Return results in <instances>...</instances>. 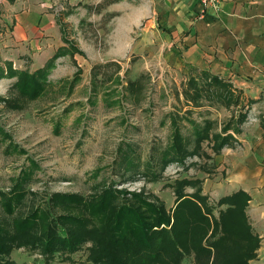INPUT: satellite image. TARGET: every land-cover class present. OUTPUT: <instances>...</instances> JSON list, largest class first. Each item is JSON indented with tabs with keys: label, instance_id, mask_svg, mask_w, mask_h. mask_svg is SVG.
<instances>
[{
	"label": "rangeland",
	"instance_id": "obj_1",
	"mask_svg": "<svg viewBox=\"0 0 264 264\" xmlns=\"http://www.w3.org/2000/svg\"><path fill=\"white\" fill-rule=\"evenodd\" d=\"M158 4L159 0H0L3 99L20 97L17 75H8L11 66L32 72L44 61L41 52L26 58L25 48L15 44L21 25L17 16L36 15L37 33L45 32L46 42L37 50L52 55L48 62L59 49L65 50L48 66L47 84L37 99H25L21 108H12L0 98V190L8 192L17 178L30 175L23 183V201L7 216L9 223L39 205L56 215L60 208L54 209L49 198L55 192L87 197L111 186L130 204L133 194H139L162 201L167 210L176 204L181 181H190L181 191L194 199L202 189L207 207H215L230 192L231 165L215 163L216 156L239 142L256 103L233 84L238 101L225 103L230 89L212 85L207 75L182 61V49L170 50L168 29L158 17L164 9ZM47 16L52 20L48 30L41 25ZM241 113L247 114L244 121ZM222 134L234 138L219 149L215 139ZM3 208L0 200V214L6 216ZM215 208L218 218L225 205ZM89 245L71 255L58 253L55 259L31 247L15 250L19 258V253L31 256L34 264H86ZM191 261L190 256L184 264Z\"/></svg>",
	"mask_w": 264,
	"mask_h": 264
},
{
	"label": "trees",
	"instance_id": "obj_2",
	"mask_svg": "<svg viewBox=\"0 0 264 264\" xmlns=\"http://www.w3.org/2000/svg\"><path fill=\"white\" fill-rule=\"evenodd\" d=\"M59 50L48 65L36 72L15 70L10 65L8 75H17L15 86L20 97L6 100L0 96L7 106L21 108L23 100L40 96L47 84L48 66L65 54L64 49ZM203 74L212 85L230 89L225 103L238 101L232 83L220 75ZM242 114L239 117L244 121L247 114ZM179 136L175 132L178 148ZM232 138V134L217 135L215 144L220 149ZM25 174L15 180L10 191L0 190L2 214H7H0V264H19L11 257L16 248L31 247L55 259L58 253L71 255L87 242L91 244L87 257L94 264H184L190 256V264H249L258 256L261 238L249 221L250 194L243 190L218 199L216 206L225 205L218 218L214 217L216 206H206L208 196L201 194L202 189L197 199L182 193L181 188L189 180L179 183L176 204L170 210L162 201L157 200V204L139 194H133L134 203L130 204V199L111 186L87 197L76 192H55L49 198L54 209L60 208L56 215L39 205L26 217H16L9 223L7 216L14 215L25 196L23 183L30 176Z\"/></svg>",
	"mask_w": 264,
	"mask_h": 264
},
{
	"label": "crops",
	"instance_id": "obj_3",
	"mask_svg": "<svg viewBox=\"0 0 264 264\" xmlns=\"http://www.w3.org/2000/svg\"><path fill=\"white\" fill-rule=\"evenodd\" d=\"M220 1L219 9L202 13L199 0H159L158 5L165 12L161 10L158 17L168 29L165 33L170 50L176 53L178 48L182 49V61L198 72L220 75L256 103V110L253 108L248 114L249 120L238 136L239 142L224 147L215 163L231 165V189L221 197L238 190L250 194L247 215L261 242L256 250L258 256L250 259L249 264H264V0ZM35 16L29 12L21 18L17 16L21 25L15 28L14 36L15 44L25 48L26 58H35L41 52L44 61L37 67L40 69L52 55L37 50L46 42L42 39L45 32L37 33ZM51 22L48 16L41 18V25L47 30L52 27ZM18 255L20 258L15 250L13 259L19 264H34L31 256ZM71 264L82 263L73 260ZM86 264L93 263L87 259Z\"/></svg>",
	"mask_w": 264,
	"mask_h": 264
},
{
	"label": "built area",
	"instance_id": "obj_4",
	"mask_svg": "<svg viewBox=\"0 0 264 264\" xmlns=\"http://www.w3.org/2000/svg\"><path fill=\"white\" fill-rule=\"evenodd\" d=\"M202 6V13L210 10H217L220 7L221 1L220 0H199Z\"/></svg>",
	"mask_w": 264,
	"mask_h": 264
}]
</instances>
